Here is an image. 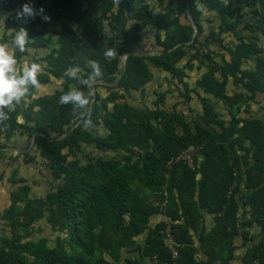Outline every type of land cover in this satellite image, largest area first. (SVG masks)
I'll return each instance as SVG.
<instances>
[{
	"label": "trees",
	"instance_id": "trees-1",
	"mask_svg": "<svg viewBox=\"0 0 264 264\" xmlns=\"http://www.w3.org/2000/svg\"><path fill=\"white\" fill-rule=\"evenodd\" d=\"M25 3L61 23L54 43L44 35L39 15L26 24L16 19ZM199 5L204 12L197 11ZM207 12L220 16L217 29L206 27ZM0 26V43L13 39L8 29L22 26L35 40L24 53L16 51L21 63L31 51H47L38 77L42 87L61 82L53 94L36 97L37 89H31L0 124V161L16 133L29 139L36 134V155L48 161L60 182L45 197H36L23 179H13L19 187L0 215L5 223L0 264H122L124 252L137 254L122 260L125 264H231L239 237L247 246L243 264H264V117L252 115L258 98L264 103V0H0ZM225 35L235 39L227 55L212 48L224 46ZM145 44L155 54L137 55L146 53ZM108 48L116 49L115 58L104 57ZM89 61L102 73L91 89L63 76L78 66L86 79L92 72ZM154 70L165 73L169 85L175 80L187 103L196 93L202 113L189 118L185 111L165 108L167 91L159 93L153 108L135 107L133 93L145 95ZM202 70L191 89L188 72ZM230 85L239 91L230 94ZM70 86L90 94L86 119L92 127L85 128L71 105L58 103ZM201 92L220 101L228 116ZM98 128L103 135L95 134ZM83 145L114 156L84 163L79 158ZM192 147L200 148L194 167L172 163ZM24 155L26 162L38 161ZM201 210L215 215L209 233ZM159 214L170 222L151 228ZM43 219L64 235L54 247L33 237ZM255 224L261 229L258 239L251 235ZM168 226L178 260L166 245ZM194 234L207 261L196 257ZM143 235L142 246L137 239Z\"/></svg>",
	"mask_w": 264,
	"mask_h": 264
},
{
	"label": "clouds",
	"instance_id": "clouds-1",
	"mask_svg": "<svg viewBox=\"0 0 264 264\" xmlns=\"http://www.w3.org/2000/svg\"><path fill=\"white\" fill-rule=\"evenodd\" d=\"M197 11L204 12L203 5H199ZM16 19L22 24H26L29 20H34L38 15L44 22H51V18L44 13V9H34L30 3H25L21 9L16 11ZM13 39L9 43H0V124H5L10 119V111L17 106L22 105L25 99L30 95L31 89H39L42 87L39 75L43 73V67L35 62L21 63L15 53L18 50L24 53L28 49V45L34 42L29 37V32L25 27L18 30L8 29V35H13ZM4 37L3 27L0 26V40ZM107 59L115 58L117 51L114 48H108L103 53ZM92 72L88 77L82 78L80 68L78 66H70L63 73L64 77L76 80L78 85L91 89L101 77L100 66L95 61H89ZM90 94L82 91L80 87L70 86L68 91L61 94L58 103L61 106H72L74 113H77L81 120L84 121L85 128L92 127V121L86 119L90 114L91 105ZM22 119V114L17 115V120Z\"/></svg>",
	"mask_w": 264,
	"mask_h": 264
},
{
	"label": "rangeland",
	"instance_id": "rangeland-1",
	"mask_svg": "<svg viewBox=\"0 0 264 264\" xmlns=\"http://www.w3.org/2000/svg\"><path fill=\"white\" fill-rule=\"evenodd\" d=\"M45 1L50 2V0H45ZM34 6H36V3L34 4ZM204 18L206 20V22H205L206 27L210 26V27L217 29V27L221 23L220 16L215 15L214 13H208V12L205 13ZM60 27H61V23L55 22L53 19H51V22H44L43 23L42 29H43L44 35L46 37H50L51 39H53V43H54L57 39V33L60 30ZM234 42H235V39L231 35H225L224 36V46L218 47L217 45H214V46H212V48L214 50L220 52V53H224L227 55L226 48L228 46H232V44ZM46 53H47V51H45V50H39L37 52L31 51L30 56L25 58V61L35 62V63H38L41 66H43V65H45L44 58H45ZM205 71L206 70L188 72L189 78L187 81H188L191 89L196 88L197 81L201 78L202 74ZM161 77L162 76L156 77L150 84H148L146 91H145V95L137 94L138 97L142 98V101H139L138 103H136L137 106L139 107V109H145V108H150V107L153 108L156 100L159 97V93H164V91L166 92V90L168 89L169 91H171V90L175 91L172 94V97H169L170 95L167 94L166 100H169V103L171 100H177L180 109H184L185 112H188V113H189V110L191 112H193L194 109L191 108V104H193L194 101L198 100L196 98V93H191V96L193 97V99L190 103H187L185 101V98H183L179 94V91H182V89H180V90L175 89V88L178 89L177 82L174 80V81H172V84L169 85ZM60 88H61V82L54 80L50 85L37 89L35 96L38 97V96H43L46 94H53L56 90H58ZM236 91H239V89L233 87L232 85L229 86V93L230 94H233ZM203 94H205V93H203ZM206 95H208V94H206ZM134 98H135V96H134ZM212 99L214 100V103L216 104V108H217L218 113L226 115V117H227L228 116L227 108L220 101H217L213 97H212ZM258 101H259V104L252 105V115H254L258 118H263L264 117V109L262 108V106L264 103L260 102V98H258ZM134 102H136V99L134 100ZM172 103H175V101ZM165 104H164V107H165ZM189 114H192V113H189ZM241 115L246 116L243 113ZM95 134L96 135H103V128H98L95 131ZM28 152L30 153V155H29L30 157H33V156L37 157L34 144L31 147L30 151H28ZM113 156L114 155L111 153L98 152L97 150H95L93 148V146L86 147L85 145H83L82 153L79 155V158L81 161H83L85 163L86 160L88 158H91V157H104V159L109 160ZM25 159H26V157H25ZM32 163H33V166L35 167V169L37 170L36 171L37 173H35V174L32 173L31 176H29V177H31V179H28V180L33 179L35 181V183L33 184L35 189L31 188V186L29 185V182H27L23 178L18 177L17 174L13 175V171H15V170H13L12 168L8 171L9 176H7V182L8 181L10 182L12 180V178L14 180L23 179L25 181L24 184L30 186L31 196L35 195L36 197H38L40 195L39 197H41V196L45 197V195L47 193L52 191L51 188L47 187V182L53 181L55 185L59 184L60 182L56 181L51 176L52 175L51 171H49L48 173L46 172L44 167L47 165L48 161L46 162L45 159L40 158L38 161H34ZM34 177H35V179H34ZM18 187H19V185L13 186L11 190L16 191L18 189ZM4 225H5V223L3 225H1L0 228ZM33 237L35 239L46 238L48 240L49 246L54 247L57 244L58 237H64V235L61 233H58V232H54L52 230L50 224H48L47 221L45 219H43L40 222H38V224L35 225L34 231H33ZM139 239H141V238H139ZM133 256L137 257V254H133V255L132 254H126L125 255V252H124L123 257H121V263L122 262L124 263V261H122V260H124L126 257H133ZM108 259H110V257H108Z\"/></svg>",
	"mask_w": 264,
	"mask_h": 264
},
{
	"label": "crops",
	"instance_id": "crops-1",
	"mask_svg": "<svg viewBox=\"0 0 264 264\" xmlns=\"http://www.w3.org/2000/svg\"><path fill=\"white\" fill-rule=\"evenodd\" d=\"M154 75H155L154 79L158 76H162L161 78H163V80L166 81L167 75L165 73H162L159 70H154ZM167 92L170 95L169 97H172L173 93H171V91H169V90ZM137 94H140V93H137V92L133 93L135 98L132 99L131 101L135 107L139 108L136 103H138L139 101H142V98L138 97ZM201 95L203 97H208V98L212 99V97L210 95L203 94V92H201ZM135 99H136V102H134ZM174 101H175V103H172ZM212 101L214 102L213 99H212ZM165 108H167L169 110L176 108L178 111H185L184 109L179 108V104H178L177 100H171L170 103H169V100H167L166 104H165ZM191 108H193L194 111L193 112L189 111V113H192V114L202 113V106L198 100L194 101L193 104H191ZM186 113L189 116V118L193 117L192 114H189L188 112H186ZM30 141L31 140L29 138H27L26 136L21 135L20 133H16L10 139V141L8 143L9 144L8 148H7L6 152L4 153L5 159L0 161V175L4 173V178L2 181H0V215L11 204V192L13 191L11 189L13 187V184H12L13 178L10 182L9 181L7 182V176H9L8 171L11 168L13 170H15V171H13V175L17 174L18 177L23 178L24 180L29 182V185L31 186V188L35 189V187L33 186L35 181L33 179L32 180H28V179H31V177H29V176H31L32 173H34V174L37 173L36 172L37 170L33 166L32 162H26L25 155H24L25 153H29L28 151H25V150L28 149ZM37 157H38L37 158L38 160L41 158V157H39V155ZM44 168H45L46 172L48 173L49 169L47 168V165ZM34 179H35V177H34ZM53 184H54L53 181L47 182V187L52 189ZM41 197H43V196H41ZM155 204L158 205V202H155ZM201 214L203 216V228H204L206 233H209L216 226L215 215L208 213V211H206V210H201ZM166 221L169 223L170 222L169 218L163 214H159V215L154 216L151 219L150 226H151V228H155L159 223L166 222ZM168 225H170V224H168ZM260 230H261L260 226L255 224L254 227L251 229V235H254L258 239V235L260 234ZM192 239H193L192 240L193 241V247L195 249H197V253H196L197 259L201 260V261H207L208 256L201 249V245H200L198 235L194 234ZM257 239H255V242L253 244H257ZM137 241L140 245L143 246L144 241H145V235H143L141 237V239H137ZM234 244L236 246V250L234 253L235 259L231 262V264H243V258L247 252V246L243 245V240L240 237L235 239Z\"/></svg>",
	"mask_w": 264,
	"mask_h": 264
},
{
	"label": "built area",
	"instance_id": "built-area-1",
	"mask_svg": "<svg viewBox=\"0 0 264 264\" xmlns=\"http://www.w3.org/2000/svg\"><path fill=\"white\" fill-rule=\"evenodd\" d=\"M142 49L144 50V52L148 53V54H155V52H153V49L150 45L145 44L142 46ZM200 151V148H190L188 150H186L184 153H182L176 161H173L172 163L178 162V161H184L185 163H187L189 166L194 167L195 166V157L198 156ZM46 161V160H45ZM47 162V161H46ZM4 224V221L0 218V226ZM164 234L166 236V245L169 248L173 259L174 260H178L180 258V254L178 252L177 249V244L175 242V238L174 235L171 231V227L168 226L167 229L164 231ZM154 258V262L156 263V256L153 257Z\"/></svg>",
	"mask_w": 264,
	"mask_h": 264
},
{
	"label": "water",
	"instance_id": "water-1",
	"mask_svg": "<svg viewBox=\"0 0 264 264\" xmlns=\"http://www.w3.org/2000/svg\"><path fill=\"white\" fill-rule=\"evenodd\" d=\"M189 13V12H188ZM194 25V24H193ZM195 27V26H194ZM137 55H143V56H147V55H149L148 53H136ZM128 55H130V54H128ZM150 55H152V54H150ZM97 96V94L94 92V98ZM35 136H36V134H34L33 135V137H32V139H31V142H30V144H29V147H28V149H26L25 151H29L30 149H31V147L33 146V144H34V140H35Z\"/></svg>",
	"mask_w": 264,
	"mask_h": 264
}]
</instances>
